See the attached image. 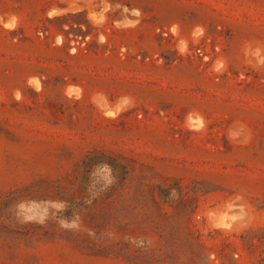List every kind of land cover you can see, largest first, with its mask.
<instances>
[{
	"label": "rangeland",
	"instance_id": "374dc122",
	"mask_svg": "<svg viewBox=\"0 0 264 264\" xmlns=\"http://www.w3.org/2000/svg\"><path fill=\"white\" fill-rule=\"evenodd\" d=\"M0 264H264V0H0Z\"/></svg>",
	"mask_w": 264,
	"mask_h": 264
},
{
	"label": "bare ground",
	"instance_id": "6f19581e",
	"mask_svg": "<svg viewBox=\"0 0 264 264\" xmlns=\"http://www.w3.org/2000/svg\"><path fill=\"white\" fill-rule=\"evenodd\" d=\"M173 30H174V29H173ZM259 52H260V51H259ZM254 53H255V52H254ZM256 53H257V52H256ZM256 53H255V54H256ZM252 55H253V54H252ZM125 107H126V106H125ZM105 108H106V107H105ZM222 213H223V212H222ZM224 213H225V212H224ZM219 215H220V214H219ZM227 229H228V228H227Z\"/></svg>",
	"mask_w": 264,
	"mask_h": 264
}]
</instances>
